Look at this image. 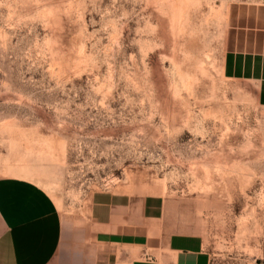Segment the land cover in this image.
Here are the masks:
<instances>
[{
	"label": "rangeland",
	"instance_id": "1",
	"mask_svg": "<svg viewBox=\"0 0 264 264\" xmlns=\"http://www.w3.org/2000/svg\"><path fill=\"white\" fill-rule=\"evenodd\" d=\"M230 1L0 0V176L69 216L96 190L175 199L210 264H264V108L221 75Z\"/></svg>",
	"mask_w": 264,
	"mask_h": 264
},
{
	"label": "crops",
	"instance_id": "2",
	"mask_svg": "<svg viewBox=\"0 0 264 264\" xmlns=\"http://www.w3.org/2000/svg\"><path fill=\"white\" fill-rule=\"evenodd\" d=\"M220 70L264 108V2L227 4ZM140 191H93L69 216L26 175L0 176V264H210L204 239L179 228L177 200Z\"/></svg>",
	"mask_w": 264,
	"mask_h": 264
},
{
	"label": "bare ground",
	"instance_id": "3",
	"mask_svg": "<svg viewBox=\"0 0 264 264\" xmlns=\"http://www.w3.org/2000/svg\"><path fill=\"white\" fill-rule=\"evenodd\" d=\"M170 5V4H169ZM180 6H181V4H180ZM186 7V6H185ZM165 12V11H164ZM171 11L169 10V13H170ZM179 12V11H178ZM159 13V12H158ZM163 13V12H162ZM166 13H168V11H166ZM161 15V14H160ZM173 16V15H172ZM163 17V16H162ZM170 17V16H169ZM168 19V18H167ZM169 21V20H168ZM171 21V20H170ZM178 32V31H177ZM171 33H172V31H171ZM172 48V47H171ZM172 50V49H171ZM173 53V52H172Z\"/></svg>",
	"mask_w": 264,
	"mask_h": 264
}]
</instances>
